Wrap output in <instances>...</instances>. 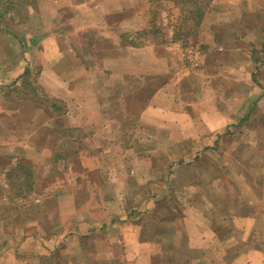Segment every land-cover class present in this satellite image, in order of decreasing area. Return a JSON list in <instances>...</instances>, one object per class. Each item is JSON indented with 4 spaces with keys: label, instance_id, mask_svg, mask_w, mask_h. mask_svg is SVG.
Segmentation results:
<instances>
[{
    "label": "rangeland",
    "instance_id": "rangeland-1",
    "mask_svg": "<svg viewBox=\"0 0 264 264\" xmlns=\"http://www.w3.org/2000/svg\"><path fill=\"white\" fill-rule=\"evenodd\" d=\"M192 1L195 0L178 4L174 10L175 16L193 11ZM198 1L201 6L210 7L209 0ZM161 3L156 8L157 17L153 18L163 31L159 30L156 34L145 31L137 33L133 35L134 41L160 44L168 38L170 31L166 24L171 19L168 16L171 5L168 3L165 9ZM246 19L251 24L260 22L255 15ZM228 20L229 17H225L223 25L227 26ZM233 20L239 24L245 18L236 17ZM194 25H189L191 30ZM197 30L198 27L179 42L180 50H172L176 53L174 55L184 58L180 60L184 68L196 67L200 58L192 49V46L194 49L198 46L195 43ZM124 41L126 44L129 39L125 38ZM240 48L244 47L237 44V55H241ZM28 49L27 57L32 60L35 50ZM82 50L88 51L83 45ZM202 50H199L200 53L204 51L209 57L213 49ZM227 51L221 52V56L225 58ZM128 52L125 50L124 54ZM215 67L218 68L217 65ZM32 68H35V72L37 65ZM222 73L220 89L224 92H201L202 83L195 75L189 77L187 89L193 88L196 92H180L179 102L173 92V108L184 106L190 112L188 118L183 116L184 125L173 129L165 127L171 121L163 111L165 99H159L161 102L158 100L155 112L147 110L148 92H130L126 82L123 84V96L119 97L117 104L114 103L116 96L108 92L102 104L108 112L90 113L85 123L76 127L70 120L75 118V114L68 113L67 83H64V87L57 85L61 92L50 88L43 93L41 89H45L41 86L40 92H31V86L22 89L24 107L12 113V127L10 134H6L9 139L5 137V141L9 142L0 146L4 155L0 157V234L7 235L0 237V261L3 260L4 264H108L109 259V264H133L125 259L122 243L116 238L118 233L114 231L115 227H111L112 223L120 221L119 217H128L131 225H139L147 220L159 223L166 218L181 217L186 207L195 209L198 204L207 207L214 204L222 212L220 215L235 213L248 216L250 213L247 209L238 207L244 202L257 203V196L248 187L258 178L257 174L264 164V118L258 104L259 92H254L245 100L244 96L249 90L247 85H243V80L237 78L234 92L236 102L231 108L237 109L238 117L233 126L223 124L227 118L229 94L226 87L222 89L227 84L226 68ZM128 84H131V80ZM206 100H213L214 107L219 111H208L205 108L208 106ZM37 104H41V107ZM246 106L254 110L249 118H240ZM214 116L220 130L212 136L220 140L213 149L217 155L212 157V153L208 152L211 145L200 144L201 141L192 138L206 134L211 136L214 132L211 128L217 127L209 122ZM172 120L179 125L182 118L177 116ZM100 121L101 128L98 127ZM123 122H135L136 127L123 134ZM87 123L90 124L85 126ZM193 123L197 124L196 128ZM206 124L209 126L206 127ZM134 148L138 152L133 151ZM215 166L218 176L212 177ZM148 200L154 201L150 209L146 204ZM88 220L97 223L89 225ZM215 227L230 230V233L233 228V236L244 241L242 226L234 228L232 224H219ZM36 230L44 237V252L40 256L32 253L34 241L28 244L24 242L25 236L32 237ZM221 233L226 232L222 230ZM251 233V242L243 248H261L264 223L254 224ZM54 234L58 236L55 239L52 238ZM256 236L262 238L252 242ZM171 241H174V237ZM3 242L6 247H3ZM13 251L34 256L28 255L25 260L23 257L17 258ZM195 254V251L188 249L187 257L159 256L150 259V262L166 264L164 262L170 259L167 264H202ZM231 259L234 263L240 260L239 255L228 257L227 261ZM204 262L219 263L214 256H207Z\"/></svg>",
    "mask_w": 264,
    "mask_h": 264
},
{
    "label": "crops",
    "instance_id": "crops-1",
    "mask_svg": "<svg viewBox=\"0 0 264 264\" xmlns=\"http://www.w3.org/2000/svg\"><path fill=\"white\" fill-rule=\"evenodd\" d=\"M160 2L167 9L168 0H0V146L8 144L9 141H5V137L8 138L6 134H10L12 127L11 115L23 109L22 100L25 95L22 89H28L30 86L31 92H40L38 90L41 87L46 90L41 89L43 93L50 88L61 92L57 85L62 84L64 87V83H67L68 113L75 114V118L70 120H73V127H76L85 123L90 113L108 112L106 106L102 105L108 92L116 96L114 103L117 104L119 97L123 96V84L126 82L130 92H148L145 104L147 110L155 112L156 106L159 105L158 100L165 99L163 111L168 120L171 118L165 127L173 129L183 126V116L188 118L190 113L189 108L184 106L173 108V92L178 102L181 100L180 92H196L193 88L187 89L189 77L192 75L197 76L202 83L201 92H224L220 89V82L222 71L226 68L227 84L222 86V89L226 87L229 94V107L223 124L233 126L238 117L237 109L231 108L236 102L234 92L237 78L242 79L243 85H247L249 90L244 96L245 100L255 94L254 92H259L258 104L261 117L264 118V0H209L210 7L205 9L199 30L196 32L195 43L198 46L195 49L194 46L191 47L200 58L195 64L196 67L189 69L181 66L180 60L184 58H179L172 51L180 50V44L179 41L172 40V28L168 26V22L166 25L170 34L168 38L163 39L164 43L134 41L133 35L148 31L151 21L155 23L156 19L153 17L158 15L156 8ZM253 15L258 16L260 22L249 23L246 18ZM225 17H229L227 26L223 25ZM236 17L245 20L237 24L233 20ZM161 30L163 31L162 27ZM125 38L129 39L126 44ZM237 44L244 47L240 48L241 55L236 54ZM82 45L88 51L84 52ZM28 48L35 50L36 56H31L32 60L27 57ZM206 48L213 49L209 57L203 53ZM200 49H203V52L200 53ZM225 49L228 51L224 58L221 52ZM125 50L129 52L124 54ZM48 57L52 59L49 60ZM32 65H37L35 72ZM205 102L208 103V106H205L208 111H219L214 107L213 100ZM38 105L41 107V104L36 106ZM253 110L251 106H246L240 118H249ZM177 116L182 118L179 125L172 120ZM101 122L98 124L99 128L102 126ZM209 122L212 126L218 123L215 116L210 118ZM197 124L193 123V126L196 128ZM154 126L155 124L152 127ZM208 126L209 124H206V127ZM133 127H136L135 122H123V134ZM211 129L214 131L211 136L206 134L192 139L201 141L200 144L211 145L208 152L215 157L217 154L213 149L220 139L214 138L212 134L219 133L220 129L218 126ZM260 142L263 143V140ZM133 151L138 152L135 148ZM1 152L0 148V154ZM199 153L200 151L197 155ZM0 157L4 155L1 154ZM215 169L216 166L211 173L212 177L218 176ZM260 170L258 178L248 187L249 191L257 196L256 205L244 202L238 207L247 209L252 216L235 213L220 215V209L214 204H210V207L198 204L195 209L186 207L181 217L166 218L159 223L147 220L139 225H131L128 217H119L120 221L112 223L111 227H115L114 231L118 233L116 238L122 243L125 259L133 264H151L150 259L159 256L187 257L188 249H191L196 252L194 256L200 258L197 261L202 264H205L207 256H214L218 264H264V238L259 249L243 248L251 242L252 226L264 223V164ZM146 204L150 209L154 201L148 200ZM93 221L87 222L89 225L97 223ZM219 224H232L234 228L242 226L244 241L233 236V228L231 233L227 229H222L226 233H221L222 230L215 227ZM3 234L1 233L0 237ZM6 236L4 234V237ZM31 236H25L24 242L28 244L34 241L35 248L32 253L40 256L44 252L43 233L39 234L36 230ZM57 237L54 234L52 238ZM173 237L174 241H171ZM257 238L260 236L254 237L252 242H256ZM2 245L6 247L5 242ZM13 253L17 254V258L23 257L25 260L31 255L14 251ZM7 254L10 255V252ZM237 255L240 258L238 262L234 263L232 259L227 261L228 257ZM169 260L164 263L167 264ZM0 264H4V261L1 260Z\"/></svg>",
    "mask_w": 264,
    "mask_h": 264
},
{
    "label": "trees",
    "instance_id": "trees-1",
    "mask_svg": "<svg viewBox=\"0 0 264 264\" xmlns=\"http://www.w3.org/2000/svg\"><path fill=\"white\" fill-rule=\"evenodd\" d=\"M168 3H169V5H171V7L168 10V16H169V18H171L169 20V23H168V26H170L172 28L171 38L173 41H179L180 42L181 40L187 38L189 33H191L193 30H195L197 27L200 26L203 14H204L205 9H206V7H205L206 5L201 6L199 4V1L195 0L191 4L192 7L194 6L193 11H191V12L187 11L183 16H181L182 14L180 15V13L177 16H175L174 10L177 9L178 4H184L185 0H168ZM189 25H191V26L194 25V28L191 30V27ZM159 30H161V28L158 25H156L153 21H151V26L149 27L148 31H145V32H150V33L156 34L157 31H159ZM41 255H43V254H41ZM52 256H53V254H52ZM41 260L42 259H39V261H41Z\"/></svg>",
    "mask_w": 264,
    "mask_h": 264
}]
</instances>
